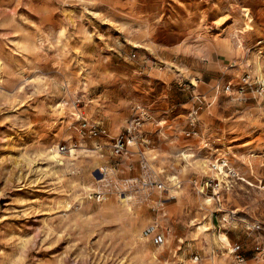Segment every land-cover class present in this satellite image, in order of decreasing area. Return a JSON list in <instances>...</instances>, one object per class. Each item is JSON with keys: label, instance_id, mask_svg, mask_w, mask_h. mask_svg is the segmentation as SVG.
Returning a JSON list of instances; mask_svg holds the SVG:
<instances>
[{"label": "rangeland", "instance_id": "rangeland-1", "mask_svg": "<svg viewBox=\"0 0 264 264\" xmlns=\"http://www.w3.org/2000/svg\"><path fill=\"white\" fill-rule=\"evenodd\" d=\"M262 153L264 0H0V264H264Z\"/></svg>", "mask_w": 264, "mask_h": 264}, {"label": "built area", "instance_id": "built-area-1", "mask_svg": "<svg viewBox=\"0 0 264 264\" xmlns=\"http://www.w3.org/2000/svg\"><path fill=\"white\" fill-rule=\"evenodd\" d=\"M200 109L201 108L199 106H197L196 108L194 107L193 110L188 114V128L189 129L185 132L186 137H191V136L196 135L195 118H196L197 112ZM145 112L146 111L143 110L141 115L135 116V117L133 116L131 120L129 121V123L127 124V127L125 128L124 132L118 135L117 138L114 140L113 145H112V152L114 155L116 156L122 155L126 151V148L129 142L137 143V140L139 139V136H140L141 125L143 121L145 120L144 119ZM78 132H80L82 135L88 136V138H91V139H99L101 137H106L108 135L107 129L100 124L89 126V127L86 124H81ZM66 150H67L66 146H60V151L65 152ZM68 151H70V149H68ZM210 165L213 171L217 170L216 165H221L223 169L228 168L226 158L216 159ZM139 166L141 170L140 175L137 176L136 178L130 179L127 184L123 185V188H122L123 192L134 190V191H147L149 193H151L152 191L162 193L166 191V185H165L166 180L161 175L157 174L154 170L151 169V167L148 164L147 159L144 158V156L141 159ZM261 166L264 167V153H262L261 155ZM259 182L261 186L263 184V188H264V180L263 181L260 180ZM195 186H196V182H195ZM199 186L201 187V190L200 191L198 190V191L200 193H204V192L206 193L212 190L213 187H215L214 180L204 181ZM97 195L100 198L101 195L103 196V193L100 192ZM216 199L217 201H219L218 195H216ZM255 228L259 229L260 227L255 226ZM144 236L146 238H148L149 236H152V243L156 246H160L164 243V236L159 233H156L155 228H147L144 231ZM230 249H231L230 253L234 256L236 262L238 264L244 263L245 259L240 254L242 246L240 244H236V245L230 246ZM195 259L197 260V258Z\"/></svg>", "mask_w": 264, "mask_h": 264}, {"label": "bare ground", "instance_id": "bare-ground-1", "mask_svg": "<svg viewBox=\"0 0 264 264\" xmlns=\"http://www.w3.org/2000/svg\"><path fill=\"white\" fill-rule=\"evenodd\" d=\"M221 172V171H220ZM214 175H217V174H214ZM218 175H219V173H218ZM226 176V175H225ZM217 180H220V178H218ZM124 199H126V198H124ZM149 228H155V226H150ZM144 238H146V237H144ZM147 239V238H146ZM227 254H230V251L227 253Z\"/></svg>", "mask_w": 264, "mask_h": 264}, {"label": "crops", "instance_id": "crops-1", "mask_svg": "<svg viewBox=\"0 0 264 264\" xmlns=\"http://www.w3.org/2000/svg\"><path fill=\"white\" fill-rule=\"evenodd\" d=\"M187 128H188V126H187ZM128 145H129V144H128ZM128 145H127V146H128ZM162 177H163V176H162ZM227 237H228V236H227ZM228 240H229V239H228ZM229 244H230V243H229ZM233 245H234V244H233ZM240 245L242 246V244H240Z\"/></svg>", "mask_w": 264, "mask_h": 264}]
</instances>
